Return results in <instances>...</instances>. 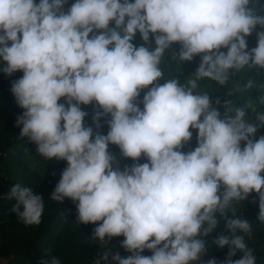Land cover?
Here are the masks:
<instances>
[{
	"label": "clouds",
	"instance_id": "9594fccd",
	"mask_svg": "<svg viewBox=\"0 0 264 264\" xmlns=\"http://www.w3.org/2000/svg\"><path fill=\"white\" fill-rule=\"evenodd\" d=\"M259 11L260 0H0V73H22L10 87L25 110L16 118L20 136L44 158L67 162L50 198L78 202V220L96 225L94 238L123 236L131 253L105 252L95 264L110 256L114 264H194L217 213L253 192L264 221V135H256L264 112L257 125L244 108L222 116L208 94H194L198 80L223 85L229 70L264 69ZM175 44L180 61L200 57L195 78L158 83ZM190 129L196 146L185 151ZM11 195L19 220L40 224L43 195L19 184ZM225 219L233 233L251 231L246 219ZM214 243L229 251L205 264H256L243 236Z\"/></svg>",
	"mask_w": 264,
	"mask_h": 264
},
{
	"label": "trees",
	"instance_id": "16d2710c",
	"mask_svg": "<svg viewBox=\"0 0 264 264\" xmlns=\"http://www.w3.org/2000/svg\"><path fill=\"white\" fill-rule=\"evenodd\" d=\"M71 2L72 0H69V3ZM260 4L264 5V0H260ZM259 14L264 15V11H259ZM247 40L249 48L255 47V32ZM136 43H142L139 36ZM151 47H155L154 41ZM178 49L179 45L175 44L165 51L160 63L163 77L158 83L162 84L165 80L175 78L186 85L189 79L195 78L200 57L196 56L192 61H180L174 56V50ZM259 69L245 66L239 71L229 70V78L223 85L207 78L198 80L194 94H208L212 106L223 114L240 92L253 88L255 102L250 105L247 121L259 125L256 115L264 112V105L260 103V97L264 96V73L259 72ZM21 75L22 73H16L13 77H8L0 73V264H42L51 257L58 258L61 264H95L105 252H119L121 256L131 255L120 246L123 236L110 240L106 238L102 243L98 238H94L93 230L96 225H86L78 220V202L71 199L57 202L50 198L67 162L44 158L37 153L34 143L20 136L21 129L16 126V118L25 110L17 105L10 87L11 80ZM142 96L143 93L141 98ZM217 100L219 104L216 103ZM84 110L90 113L92 111L91 106H84ZM86 123H91V119H86ZM102 130L106 134L107 126ZM190 131L197 133L196 130ZM256 135H264V125L258 127ZM110 150L117 156L120 155L118 146L110 145ZM131 162L130 159L121 160V164ZM140 162L146 161L142 157ZM17 184L43 195L44 211L40 224L26 225L13 211L18 201L11 195V190ZM253 197H257L256 203H252ZM225 217L248 220L251 231L246 233L236 229L233 233L227 228ZM217 219V228L207 237H203L206 241V253L194 264H205L213 257L218 261L224 260L229 251L228 247L221 249L214 243L220 235L229 238L234 235L243 236L248 249L256 257V264H264V221L259 219L257 193L249 194L247 199L232 201L225 209L223 217L217 213ZM143 254L150 256L151 252L145 250ZM242 254L238 250L233 259H238ZM107 264H114L111 256Z\"/></svg>",
	"mask_w": 264,
	"mask_h": 264
},
{
	"label": "rangeland",
	"instance_id": "374dc122",
	"mask_svg": "<svg viewBox=\"0 0 264 264\" xmlns=\"http://www.w3.org/2000/svg\"><path fill=\"white\" fill-rule=\"evenodd\" d=\"M254 46H256V43L254 44ZM259 72L264 73V69H259ZM255 102V90H253V88H249L248 90H244L242 92H240V94L236 97V99L234 100V102L229 105L224 111L222 116L226 113L229 112L231 113V115H235V111L237 108H244L245 112H246V117L245 119L247 120L249 118V113H250V105L253 104ZM197 133L193 132V140L190 142L189 145H186L184 150L187 151L190 148H194L196 146V137ZM100 243H102V241H100ZM101 264H104L101 261Z\"/></svg>",
	"mask_w": 264,
	"mask_h": 264
}]
</instances>
